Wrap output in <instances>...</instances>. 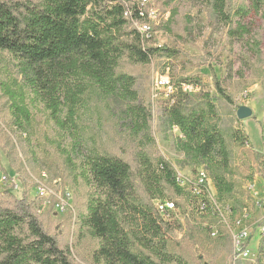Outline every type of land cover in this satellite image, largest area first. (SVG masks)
I'll return each instance as SVG.
<instances>
[{
    "label": "rangeland",
    "instance_id": "rangeland-1",
    "mask_svg": "<svg viewBox=\"0 0 264 264\" xmlns=\"http://www.w3.org/2000/svg\"><path fill=\"white\" fill-rule=\"evenodd\" d=\"M212 2L149 0L143 7L149 15L148 46L166 47L177 54L145 65L124 58L117 73L136 78L139 98L153 112L155 144L150 153L163 157L185 179L182 195L169 191L164 199L174 201L178 207L169 220L168 251L181 258V264H264V253L259 252L264 226V18L254 13L243 18V33L237 29L240 19L233 17L226 24L214 13ZM227 2L230 15L237 8L249 7V0ZM160 77L169 78L176 86L182 80L191 81L185 91L188 109L205 105L207 96L217 105L215 121L225 134L230 153L229 169L218 173L234 186L231 198L217 200L211 170L192 154L178 150L182 135L166 121L165 109L171 96L156 87ZM214 78L233 99L232 104L219 97ZM121 107L98 88L91 89L77 122L86 145H95L130 163L135 149L119 133ZM240 107L250 108L253 116L240 121ZM16 108L30 116L24 133L14 123ZM236 131L245 135L243 144L231 138ZM73 145V139L59 127L42 98L24 82L17 61L0 50V205L27 199L45 231L61 249L71 252L73 264H97L94 253L98 240L81 225L96 190L82 177L85 167L82 158L72 151ZM203 168L208 171L211 195L219 210L200 212V199L191 192L190 182ZM40 182L47 189L45 195L39 194ZM239 220L241 225L236 226ZM240 231L247 233L246 246L252 252L247 259L234 263L233 236Z\"/></svg>",
    "mask_w": 264,
    "mask_h": 264
},
{
    "label": "trees",
    "instance_id": "trees-1",
    "mask_svg": "<svg viewBox=\"0 0 264 264\" xmlns=\"http://www.w3.org/2000/svg\"><path fill=\"white\" fill-rule=\"evenodd\" d=\"M212 8L226 24L239 18L237 29L243 33V18L251 13L264 18V0H249L248 8H237L233 15L227 0H213ZM146 21L147 13L133 0H0V50L17 61L24 82L73 139L72 151L85 167L82 177L96 190L81 225L98 240L97 264H181L168 251L170 221L153 204L169 191L183 194L178 175L167 160L150 153L153 112L140 100L136 78L117 73L124 58L145 65L176 56L166 47L148 46L135 26ZM214 81L219 97L232 104L220 81ZM190 84L188 79L178 87L172 84L175 93L165 109L166 121L182 135L178 150L211 170L217 200L223 201L232 197L234 186L218 173L230 167L225 134L215 121L218 108L207 96L205 105L188 109L183 88ZM94 88L122 106L119 133L135 149L130 163L84 143L77 119ZM13 117L16 129L26 132L29 114L16 108ZM231 138L241 144L246 140L237 131ZM259 252L264 253V236ZM72 261L71 252L45 231L27 199L0 205V264Z\"/></svg>",
    "mask_w": 264,
    "mask_h": 264
},
{
    "label": "built area",
    "instance_id": "built-area-1",
    "mask_svg": "<svg viewBox=\"0 0 264 264\" xmlns=\"http://www.w3.org/2000/svg\"><path fill=\"white\" fill-rule=\"evenodd\" d=\"M149 2V0H140L139 4L143 8L146 6V4ZM143 15V14H142ZM148 15V13H147ZM128 16V14H127ZM149 17V15H148ZM136 28L138 31L144 35V37L149 41V32L150 28L146 24V22L142 24H135ZM156 87L158 89H161L166 92L167 96H172L175 93L174 87L172 85V82L169 80L167 77H160L156 79ZM189 89L188 86H184L183 90L187 91ZM203 171H200L196 180L191 181V192L195 198H199L200 202L198 203V210L200 212H206L208 208H216L219 210L217 206V202L215 199H213L212 195L213 194V187L211 186V183L209 181V174L206 168L202 169ZM181 179L178 176V182L180 186H184L185 184V179L182 177ZM6 181V179H4ZM17 185V182H14ZM183 188V187H182ZM38 190L39 194L45 195L46 194V187L44 183L40 182L38 183ZM216 195V193L214 192ZM210 198V201H209ZM155 208L157 212L164 218V220L168 221L171 220L172 216H175L178 212V207L177 204L174 201L170 200H157L155 203ZM236 226L241 225V220L237 221L235 223ZM261 235L264 236V226L261 229ZM233 241H234V252H233V261L234 263L245 260L248 257L251 256V251L247 248L246 244L248 243V235L244 231H240L236 235L233 236Z\"/></svg>",
    "mask_w": 264,
    "mask_h": 264
},
{
    "label": "water",
    "instance_id": "water-1",
    "mask_svg": "<svg viewBox=\"0 0 264 264\" xmlns=\"http://www.w3.org/2000/svg\"><path fill=\"white\" fill-rule=\"evenodd\" d=\"M253 116V111L248 107H240L237 111V118L240 121H244Z\"/></svg>",
    "mask_w": 264,
    "mask_h": 264
},
{
    "label": "crops",
    "instance_id": "crops-1",
    "mask_svg": "<svg viewBox=\"0 0 264 264\" xmlns=\"http://www.w3.org/2000/svg\"><path fill=\"white\" fill-rule=\"evenodd\" d=\"M246 132H247V134H248V136H249V120L247 121V123H246ZM250 250V249H249ZM251 252H252V250H250Z\"/></svg>",
    "mask_w": 264,
    "mask_h": 264
}]
</instances>
